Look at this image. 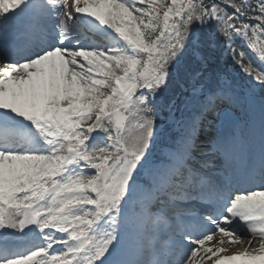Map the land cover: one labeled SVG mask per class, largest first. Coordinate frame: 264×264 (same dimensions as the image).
I'll return each mask as SVG.
<instances>
[{"label": "snow or ice", "instance_id": "snow-or-ice-1", "mask_svg": "<svg viewBox=\"0 0 264 264\" xmlns=\"http://www.w3.org/2000/svg\"><path fill=\"white\" fill-rule=\"evenodd\" d=\"M0 264H264V0H0Z\"/></svg>", "mask_w": 264, "mask_h": 264}, {"label": "rangeland", "instance_id": "rangeland-1", "mask_svg": "<svg viewBox=\"0 0 264 264\" xmlns=\"http://www.w3.org/2000/svg\"><path fill=\"white\" fill-rule=\"evenodd\" d=\"M229 73L231 75H235V76H239V73L236 72V70L233 68V67H229ZM238 83L240 82L239 80L237 81ZM258 127H259V114H258V111H257V114H256V128H257V137L256 139H258ZM219 162L217 163V168L219 169ZM245 238H247L246 240H248V237L245 236ZM216 239H214L213 241H211L207 246H213L214 244H216ZM258 245H254V247H257ZM225 247H228L229 248V253L228 254H232V250H240L242 248V246H234V245H228L226 244Z\"/></svg>", "mask_w": 264, "mask_h": 264}, {"label": "trees", "instance_id": "trees-1", "mask_svg": "<svg viewBox=\"0 0 264 264\" xmlns=\"http://www.w3.org/2000/svg\"><path fill=\"white\" fill-rule=\"evenodd\" d=\"M224 67H225V58H223L222 60H219V64L218 65L213 63L212 68L210 69V71H214L217 68L223 69ZM229 67H230V65L227 67V72L228 73H229Z\"/></svg>", "mask_w": 264, "mask_h": 264}, {"label": "bare ground", "instance_id": "bare-ground-1", "mask_svg": "<svg viewBox=\"0 0 264 264\" xmlns=\"http://www.w3.org/2000/svg\"><path fill=\"white\" fill-rule=\"evenodd\" d=\"M246 239H247V238L244 237V243H243V244H235V245H236V246H239V245H240V246H242V248H243V247H246V246H247V241H248V240H246ZM235 245H234V246H235ZM242 248H241V249H242Z\"/></svg>", "mask_w": 264, "mask_h": 264}]
</instances>
